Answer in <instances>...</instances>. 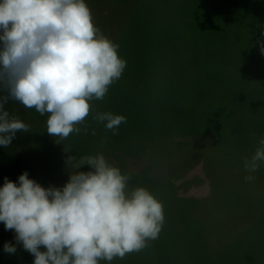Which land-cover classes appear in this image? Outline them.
<instances>
[{
	"label": "rangeland",
	"instance_id": "1",
	"mask_svg": "<svg viewBox=\"0 0 264 264\" xmlns=\"http://www.w3.org/2000/svg\"><path fill=\"white\" fill-rule=\"evenodd\" d=\"M85 2L94 25L119 45L118 55L127 61L121 78L109 87L103 100L90 101L88 117L76 125L79 133L66 139L47 133L49 114L42 116L34 108L10 100L5 109L29 125V132L16 133L7 150L27 154L31 142L32 158L45 188L62 187L83 157L101 153L130 177L129 190L144 187L162 203L164 219L174 209L173 231L163 222L158 238L148 241L140 252L99 264H219L223 242L264 209L263 180L256 182L254 176L249 185L245 177L251 173L237 169L230 158L220 157L229 148V138L216 139V129L231 124L216 110V90L226 93L220 96L221 109H232L234 117L240 112L248 118L254 116L247 129L264 128V0H244L247 5L231 0H175L173 7L166 0H155L156 4L142 5L128 27L124 18L116 23L122 13L112 16L107 0ZM157 23L162 24L159 29ZM118 26L126 28L118 31ZM243 90L261 94L255 101L260 104L257 111L258 105L250 98H240L246 94ZM103 112L124 115L127 122L113 134L105 128L106 122L95 119ZM231 130L224 134L235 135L234 128ZM144 133H149L145 141L136 138H143ZM248 133L251 146L259 147L261 133ZM165 134L170 139L155 138V144L151 143L155 135ZM122 138L126 144L121 148ZM251 153L250 149L246 157L251 158ZM68 156L72 160L67 163ZM88 170L87 165L79 169ZM155 180H170L177 195L170 200L156 196ZM224 203L231 205L226 208ZM223 216L231 221V229L220 224ZM200 219L207 226L194 221ZM188 220L191 224L184 228ZM195 224L198 233L192 232ZM252 232L248 234L252 238L232 255L257 253L264 264V231Z\"/></svg>",
	"mask_w": 264,
	"mask_h": 264
},
{
	"label": "clouds",
	"instance_id": "2",
	"mask_svg": "<svg viewBox=\"0 0 264 264\" xmlns=\"http://www.w3.org/2000/svg\"><path fill=\"white\" fill-rule=\"evenodd\" d=\"M119 45L94 25L85 0H0V147L29 125L10 115V100L49 114L46 131L66 139L88 117L92 100H103L127 61ZM264 53V47L261 48ZM113 131L124 115L97 113ZM72 157H67V163ZM264 162V139L244 170ZM87 165L90 170L79 171ZM62 187H42L25 171L0 186V222L30 253L33 264H99L140 252L164 222L163 205L146 188L129 190L130 177L98 153L83 157ZM254 176L248 175L246 181ZM43 249V250H42ZM4 251L16 252L5 242Z\"/></svg>",
	"mask_w": 264,
	"mask_h": 264
},
{
	"label": "trees",
	"instance_id": "3",
	"mask_svg": "<svg viewBox=\"0 0 264 264\" xmlns=\"http://www.w3.org/2000/svg\"><path fill=\"white\" fill-rule=\"evenodd\" d=\"M94 1V0H91ZM168 1V3H171V7L174 6V1L175 0H166ZM227 1V0H226ZM231 1H235L236 4H243L244 0H231ZM243 1V2H242ZM260 1V0H259ZM107 2L111 5L110 9L108 10L109 12L112 13V16L115 13H122L121 18H119L120 20H116V23L119 25L120 21L124 18L125 21H127V27L129 25H131L134 21V14L137 16V13L139 10V8L143 5V6H147V4L149 3H155V0H107ZM248 2V1H246ZM165 3V0H164ZM234 3V2H233ZM167 4V3H166ZM244 4H248L245 3ZM97 5V4H95ZM94 5V6H95ZM113 25V23L106 25L107 28H111ZM162 24L157 23V28L159 29ZM126 26H118V31H122L123 29L126 28ZM104 28V27H103ZM117 31V32H118ZM213 52H211L210 54H212ZM244 94L242 97L240 98H250L251 101H253V105H258L256 107V111L260 108V104L255 103V101L260 97L259 95H261L259 92H253L251 95L250 93H248V91L243 90ZM0 93L2 96L7 95L6 91L0 90ZM225 90H216V110H219L220 112V117L225 118L228 123H231L229 125L232 127H225L223 130H217L216 129V139L217 140H221L222 137H226L229 138V144L236 139V147L237 149L240 148L242 149L241 151L238 150V152L240 153L239 155L242 156L243 159H240V163L243 165V160L246 157V155H249V151L251 149L252 153L251 156L254 154L255 149L253 148V146H251L252 142H251V135L248 133V131H252V132H260L261 133V138L264 139V128H251V129H247V126L249 125L250 121L252 119H254L255 117L251 114V116H253V118H248L246 115H244L243 113H239V116L234 117L235 112H231L232 109H221L222 108V103H220L222 100H220V96H224ZM218 105V106H217ZM240 105H243L242 103H240ZM249 105V104H246ZM26 117L27 114L25 113ZM259 118V116H256ZM234 118V119H233ZM198 122V121H197ZM223 122L225 123V121L223 120ZM234 123V124H232ZM234 128V132L235 135L232 133H228V134H224L226 131L230 130ZM143 130V126L141 127V131ZM248 130V131H247ZM140 131V129H139ZM141 131H140V135H141ZM204 131V130H203ZM113 132V131H112ZM201 132V131H200ZM160 133V132H158ZM128 134V130H126V128H124L123 130V137L126 138L125 136ZM149 133H144L143 134V138H141L140 135H137L136 138H139L143 141H145V139H148ZM156 134V133H155ZM173 134V132H172ZM171 134V136H172ZM183 134V133H182ZM198 134V133H197ZM168 134H165L163 136H157L155 135L152 139L153 144H155V138H161V139H170V136L167 137ZM117 137H119V134L116 135ZM234 137V138H231ZM135 138V139H136ZM121 141H119L120 143V147L122 148L126 142L123 141V138L120 139ZM162 140V141H163ZM161 141V140H160ZM158 143V146L162 143V141ZM29 144V148L28 151L26 152L27 154H19V153H13L7 150V148H3L0 147V186H3L4 183V178L7 177L9 180L13 181V182H17V178L18 176L23 173V172H27L28 173V177L30 179H33L34 181H36L37 183H39L42 187V180L39 174V171L36 167V164L32 158V149L33 147L31 146V142L28 143ZM147 144V143H146ZM145 144V145H146ZM157 144V143H156ZM144 145L145 148L146 146ZM155 146V148H156ZM231 150V148L229 147H225V149L222 151L221 155H226L229 151ZM142 152V150H141ZM224 155V156H225ZM250 159V158H249ZM244 166V165H243ZM263 169V170H262ZM264 174V162L260 163V167L259 170L251 173L252 176L257 177V181L259 180H263L262 182L264 183V179L262 178ZM170 181V180H169ZM168 180H155L154 182H156V186H155V192L158 193L156 194V196H162L165 197L167 199L170 200V198H172V195H177L175 192V187L173 186V184L171 182H169ZM254 182V180L249 181V185ZM236 184L237 185H241V179L240 178H236ZM262 189L264 191V184L262 185ZM221 191V188H220ZM180 196V195H179ZM262 198L264 199V194L262 195ZM173 203V202H171ZM227 203V202H226ZM207 205V204H206ZM231 204H222L223 207H228ZM173 207V204H172ZM263 212L260 213V215L258 217H256L254 219V217L248 221L246 224H242V226L245 225L244 228L241 229V227L238 228L237 231L233 232V237L235 241L231 242V240L228 241H224L223 245L220 249V253L222 255V260L220 259L221 256L218 254L216 259H220L219 264H260L261 260L260 257L258 255H256L255 253H248V254H243L242 256L240 254H234L232 255V251L237 252L239 247L245 243L246 240L251 239L252 237L250 235H248L251 232L252 235V231H264L261 227H263V223H264V209L262 210ZM176 213H174V209L171 210L170 212V216L167 217L166 215V219H164V223H165V228L169 229L171 231H173V225H174V221H176ZM189 218V217H188ZM196 222H200L203 220H194ZM229 218H227L226 216H223L222 218V222L220 223L222 225V227H227V229H231V225H230ZM193 223V222H192ZM195 223V222H194ZM203 223L206 224V221H203ZM189 224H191V222H189V220L187 221V224H185L183 227H189ZM196 225V230H193L192 232H196L198 233L199 231L197 230V224ZM217 225V224H216ZM261 226V227H260ZM200 227V226H199ZM241 229V230H240ZM15 233L13 231H6L4 228V225L2 222H0V264H33V259L34 257L28 253L27 251H25L22 246L16 242V240L14 239ZM5 242L11 243L13 245H15L16 247V252L14 254H9L6 253L4 251V244ZM225 248L229 249L228 251H225ZM43 250V249H42ZM255 256V257H253ZM256 262V263H255Z\"/></svg>",
	"mask_w": 264,
	"mask_h": 264
},
{
	"label": "crops",
	"instance_id": "4",
	"mask_svg": "<svg viewBox=\"0 0 264 264\" xmlns=\"http://www.w3.org/2000/svg\"><path fill=\"white\" fill-rule=\"evenodd\" d=\"M231 138H234V137H231ZM229 147L231 148V150L224 156V155H221L220 154V157L224 156L225 158H230L231 161L237 166V169H243L244 166L240 163V159H243L242 156H240L239 151H241L242 149L236 147V139L233 140L230 144H229ZM233 155H235L237 157V159L235 160V158H233ZM248 158V157H247Z\"/></svg>",
	"mask_w": 264,
	"mask_h": 264
}]
</instances>
